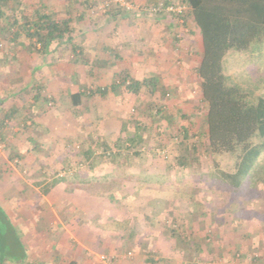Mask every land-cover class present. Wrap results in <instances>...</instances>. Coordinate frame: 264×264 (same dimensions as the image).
<instances>
[{"label":"rangeland","instance_id":"1","mask_svg":"<svg viewBox=\"0 0 264 264\" xmlns=\"http://www.w3.org/2000/svg\"><path fill=\"white\" fill-rule=\"evenodd\" d=\"M50 1L0 0V41L3 42L0 62H9L0 64L2 91L6 90L7 83L9 88L13 87L15 80L12 78L27 76L20 69L26 61L22 58L25 49L19 45L22 38H12L13 32L24 31L33 25L31 22L38 12L54 14L52 19L59 21L55 5ZM128 1L134 8L132 0ZM159 1L165 0H156L153 6ZM169 1L186 4L179 22L183 24L189 20L192 26L190 6L186 1ZM106 2L112 4V0H73L72 18L69 17L68 21L69 35L72 31L74 40H68V34L53 40L49 49L52 56L48 57L39 51L40 44L36 38L30 39L34 48L32 52L39 62L40 59L54 62L56 58L75 63L88 58L87 53L81 55L83 51L80 48L83 42L93 41L88 40L86 31L82 38H77L75 32L86 26V16L96 18L106 14ZM147 10L143 9L147 17L162 14L180 17L168 12L150 15L152 13ZM92 22H89V28H93ZM194 26L197 28L195 23ZM14 39L17 44L12 41ZM258 49L254 52L229 50L224 57L225 73L229 78L244 82V86L250 89L254 86L257 95L264 94V46ZM87 65L86 73L83 77H76V82L85 86L89 77L91 82L84 91H89L87 96H100L101 103L87 111L85 117L73 110L72 116L62 123L67 125L64 127L66 136L36 127L40 130V141L52 143V148H38L34 146L36 142L30 144L25 141L27 133L22 131L12 135L10 141L0 136V196L10 197L9 185L31 180V183H36L37 177L44 176L49 180L46 188L53 183L52 178L62 179L67 188H73L74 204L86 209L83 212L87 213L73 211V226L77 225L76 229L73 227V246L69 251L73 250V263L76 264L264 263V151L240 186L219 178L216 170L232 171L234 157L229 153L213 155L208 148L206 103L201 96L197 67L186 72L183 68L187 64L176 59V64H172V85L157 89L151 85L143 86L136 93V99L130 94L125 99V128L118 137L116 130L123 116L110 114L108 117L99 113L103 102L109 106L113 104L107 95L111 84L115 82V92L121 93L127 90L126 84L132 79L124 73L107 82V77L103 76L107 69L101 67L100 60ZM113 65L120 68L118 64ZM117 69L116 72L119 71ZM40 93L46 94L43 90ZM22 101L24 103L25 99ZM24 104L26 107L29 105ZM26 107H21V112L24 109L27 112L30 107ZM181 112L183 117L174 116ZM164 114L173 116L169 122L171 127L167 129L160 122L155 123L154 129L157 126L161 128L162 136L158 140L157 134L152 133L153 128H149L145 121L150 122L152 116L161 121ZM103 119H115L111 132L109 125L100 124ZM184 125L191 130L188 138L180 139L182 133H178L177 127ZM55 126L57 130H63L61 126ZM137 128L140 137L129 149V142L124 140L131 137L133 131L137 132ZM36 135L35 131L31 137ZM185 140L195 148L185 150L182 145ZM20 143L23 149L17 148ZM88 147L94 151H89L90 155L86 156ZM163 173L166 179L153 180L149 176ZM114 181H118V185H113ZM100 184L113 186L99 190ZM181 187L183 191L178 193L177 188ZM7 201L13 203L10 199ZM81 223L92 228L87 231ZM18 252L19 249L14 251V255Z\"/></svg>","mask_w":264,"mask_h":264},{"label":"crops","instance_id":"2","mask_svg":"<svg viewBox=\"0 0 264 264\" xmlns=\"http://www.w3.org/2000/svg\"><path fill=\"white\" fill-rule=\"evenodd\" d=\"M89 1L94 2V0ZM50 2L55 5V13L60 19L59 21H54L59 22V24L67 23L68 28L65 32L69 35V30L71 29L69 26L70 20L68 21V19L69 17L72 18L73 0H64L62 2L60 0H52ZM132 2L136 8L126 12L112 2L107 8L106 14H101V16L99 15L96 18H90L89 15L86 16V26L76 31L75 36L82 38L84 37V31H86L85 34L88 40L93 42L82 43L80 51H83V53L81 55L85 56L87 53L88 58L85 60L81 59L75 63H73V60H56V58L54 62H51L50 59L49 61L40 59L41 61L39 62L38 58L35 57V52H32L34 48L31 46V40L35 38L31 37L33 27L30 25L29 27H32L30 29L26 28L24 31L17 30L13 32L12 38H22L19 40V45L26 51L23 52L22 56L26 61L21 65L20 69L22 73L26 72L27 76L22 77L21 75L22 79L12 78V80H15V83L12 84L13 87L9 88L7 83L5 91L0 89V136L2 138L5 137L7 141H10L12 140V135L15 136L16 133L22 131L27 133L28 138L25 141L30 144L36 142L34 146L48 149L52 148L53 144L47 141H40L38 134L40 130L36 127H41L43 131L56 132L55 135L59 133L66 136L65 132L67 129H64V127L66 128L67 125L62 123L70 115L72 116L73 110H76L78 115L84 116L87 111L95 109L98 102L101 103L100 96H87L89 91H84V87L91 82L89 77L86 79L85 86H81V84L76 82V77L84 76L85 69L89 66L87 64L90 62L100 60L101 67L107 69L104 72L105 75H103L107 77V82H110L115 75L122 74L123 76L124 73L129 78L138 81L154 77L156 82L151 87H155V89L161 86L166 88V86L173 84L170 78L173 76L171 73L174 68L172 64H176V59H181V64H187L183 68L186 72H191L192 68L198 66L202 57L203 46L201 35L199 30L195 28L193 21L191 26L189 20L185 22L182 20L183 24H181L179 22L181 21V16L177 18L174 15L162 14V16L147 17L143 9H151L156 4V0H132ZM163 2L170 3L169 0ZM42 15L49 16L53 20L54 14L51 16L48 13L38 12L31 23L34 24L38 17ZM90 21H93V28H89ZM99 21L100 23H98ZM187 23L188 26L186 27ZM98 25L102 26L96 28ZM191 27L192 29H190ZM44 33L45 30L42 34ZM69 36H71L70 41L72 42L74 40L72 31ZM12 41L16 44L18 43L16 39ZM50 45L48 46V51L43 52L46 55H42L52 56V53H49ZM84 47L86 48L84 49ZM0 64H9V62L4 60ZM113 64H118L120 68L117 69L118 66ZM116 69L119 71L116 72ZM142 87L143 85L132 89L130 92L129 90H124L120 93L115 92L116 88L113 86L107 92L108 101L112 100L113 104L109 106V104L106 105L103 102L99 114L102 116L107 115L108 117L110 114L115 117L123 116L116 130L118 131V137L122 134L126 123L124 120L126 115L125 99L130 97V94L136 99V93ZM41 90L46 93V96L40 93ZM74 93L80 94L77 104H73L71 99V95ZM24 99V103H28L27 107H30L27 110L28 113L25 109L22 112L20 110L21 107H26V104L22 101ZM36 109H38V112ZM174 116L183 117V114L181 112ZM171 117L173 116L164 114L162 120L157 121L159 120L158 117L152 116L149 120L152 123L147 121L145 123L148 124L149 128H153L155 123L160 122V125L169 129L171 127L169 124ZM104 120L100 124L109 125L110 129L108 130L111 132L113 130L111 126L114 125L115 119ZM55 125L61 126L63 130H57ZM177 129L184 136L191 130L185 125L179 126ZM35 131L38 136L36 135V138H32L31 134ZM160 131L161 128L159 126L155 127V129L153 128L152 131L153 134H157L156 138L158 140H161L160 137L162 136ZM135 133L136 131H133L131 134ZM55 139H58V137L55 136ZM17 148L23 149L24 146L20 143ZM54 162L56 163L55 160ZM159 166L162 168L161 165ZM149 176L153 180H162V177H166L164 173L156 174L154 177H152L153 175ZM169 177L168 175L167 179ZM17 179L20 180L19 178ZM45 179L46 176L37 177L36 183H31L32 180L29 183L19 181V183H15V186L9 185L10 197L8 196V199L0 196V207L9 216L12 225L17 229V234H20L22 245H24L21 259L16 260L17 262L6 260L3 264H25L26 262L73 264V250L69 251L70 246H73V227L76 229L77 225L73 226V211L80 213L82 211V213L87 215L86 212H83L86 209L81 206L77 207L74 204L73 188H67L62 179L52 178L53 183L47 188L45 184L49 180ZM34 185L38 187L33 188ZM181 191H183L182 187L177 188L178 193H181ZM14 195L17 197H14ZM12 196L13 198L11 199ZM9 199L13 203L8 202L7 200ZM81 225L87 228V231L92 228L86 223H81ZM78 231L81 232L80 229Z\"/></svg>","mask_w":264,"mask_h":264},{"label":"trees","instance_id":"3","mask_svg":"<svg viewBox=\"0 0 264 264\" xmlns=\"http://www.w3.org/2000/svg\"><path fill=\"white\" fill-rule=\"evenodd\" d=\"M184 1L190 6L192 20L199 30L203 46L196 71L200 79L201 96L206 103L208 148L213 155L229 153L234 157L232 171L217 169L216 172L224 182L238 187L256 167L257 160L264 151V94H255L254 86L250 89L242 81H232L225 73L224 57L229 50L254 52L264 46V0ZM115 5L125 12L136 8L126 9L117 3ZM31 26V37L36 38L41 52H47L50 43L62 38L68 28L67 23L59 24L45 15L39 16ZM44 30L45 33L42 34ZM67 39L70 40L71 37L68 36ZM115 81L118 82V79ZM155 82L154 77L141 81L132 79L126 84V88L132 91L141 85L153 86ZM113 84L115 82L111 87ZM79 96V93L71 95L73 104L79 102ZM138 137L140 134L137 130L131 137L125 138L124 142H129V148L134 146ZM188 137L189 133L186 136L180 135V139ZM182 145L185 150L195 148L186 140ZM89 151L92 153L94 150L88 147L86 156L90 155ZM106 152L111 153L109 150ZM112 183L118 185V181ZM112 186L103 184L97 188L105 190ZM17 249L19 252L14 255ZM22 251L23 245L18 238L17 229L0 207V264L6 260L17 262L22 257Z\"/></svg>","mask_w":264,"mask_h":264},{"label":"built area","instance_id":"4","mask_svg":"<svg viewBox=\"0 0 264 264\" xmlns=\"http://www.w3.org/2000/svg\"><path fill=\"white\" fill-rule=\"evenodd\" d=\"M112 2L117 3L125 7L126 9H132L133 7L132 4L128 0H112ZM109 3L110 2H106L105 6H107ZM185 7H186V4L181 3V2H170V3L159 2L156 6H153L148 11L154 14L157 12H161V13L168 12V13H173L176 16H182L184 13ZM2 47H3V42L0 41V49H2ZM102 258L104 259V256H102Z\"/></svg>","mask_w":264,"mask_h":264}]
</instances>
